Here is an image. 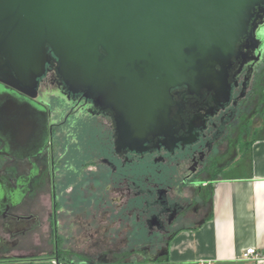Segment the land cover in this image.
<instances>
[{
  "label": "flooded vegetation",
  "instance_id": "obj_1",
  "mask_svg": "<svg viewBox=\"0 0 264 264\" xmlns=\"http://www.w3.org/2000/svg\"><path fill=\"white\" fill-rule=\"evenodd\" d=\"M230 60L216 66L223 91L170 90L171 132L141 145L119 138L97 96L66 86L55 58L35 96L0 86V264L162 261L210 216L215 180L260 134L264 8Z\"/></svg>",
  "mask_w": 264,
  "mask_h": 264
},
{
  "label": "water",
  "instance_id": "obj_2",
  "mask_svg": "<svg viewBox=\"0 0 264 264\" xmlns=\"http://www.w3.org/2000/svg\"><path fill=\"white\" fill-rule=\"evenodd\" d=\"M261 7L264 0H0V86L35 96L55 58L66 86L97 96L118 114L119 138L141 145L171 132L170 90L227 88L216 66L231 61Z\"/></svg>",
  "mask_w": 264,
  "mask_h": 264
},
{
  "label": "crops",
  "instance_id": "obj_3",
  "mask_svg": "<svg viewBox=\"0 0 264 264\" xmlns=\"http://www.w3.org/2000/svg\"><path fill=\"white\" fill-rule=\"evenodd\" d=\"M258 131L246 161L235 159L232 175L215 180L210 216L180 232L157 264H257L240 257L264 250V121Z\"/></svg>",
  "mask_w": 264,
  "mask_h": 264
},
{
  "label": "built area",
  "instance_id": "obj_4",
  "mask_svg": "<svg viewBox=\"0 0 264 264\" xmlns=\"http://www.w3.org/2000/svg\"><path fill=\"white\" fill-rule=\"evenodd\" d=\"M240 260L244 262H251L260 264L264 262V250H259L256 248H248L243 252Z\"/></svg>",
  "mask_w": 264,
  "mask_h": 264
}]
</instances>
